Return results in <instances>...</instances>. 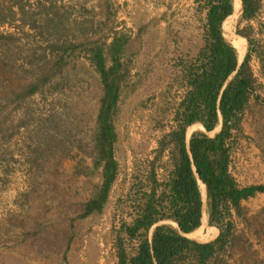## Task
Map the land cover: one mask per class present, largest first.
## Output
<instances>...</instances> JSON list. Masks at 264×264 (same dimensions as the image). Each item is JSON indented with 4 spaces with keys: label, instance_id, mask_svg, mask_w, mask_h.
<instances>
[{
    "label": "rangeland",
    "instance_id": "374dc122",
    "mask_svg": "<svg viewBox=\"0 0 264 264\" xmlns=\"http://www.w3.org/2000/svg\"><path fill=\"white\" fill-rule=\"evenodd\" d=\"M258 1L254 19H243L242 5L229 24L234 43L236 35L245 45L242 60L235 48L239 62L250 55L255 81L232 140L230 171L240 189L264 187V0ZM23 2L26 23L0 26V264H117L114 225L131 220L128 195L140 197V178L171 130L158 127L170 124L159 109L177 62L204 46L205 1ZM107 119L121 170L103 204L107 147L100 131ZM201 126L188 128V143L200 133L215 138L222 120L211 133ZM167 161L166 152L161 162ZM201 183L203 237L187 236L211 243L220 230L211 224ZM239 210L236 231L249 243H237L228 264H264V193L242 200Z\"/></svg>",
    "mask_w": 264,
    "mask_h": 264
},
{
    "label": "trees",
    "instance_id": "16d2710c",
    "mask_svg": "<svg viewBox=\"0 0 264 264\" xmlns=\"http://www.w3.org/2000/svg\"><path fill=\"white\" fill-rule=\"evenodd\" d=\"M23 1L0 0V26L12 25L17 18L23 25L26 23L30 12ZM204 1V46L196 57L186 56L177 62L175 77L162 99L164 107L159 109L161 119L170 117V124L160 123L158 127L171 125V130L160 141L146 176L140 178V197L133 200L128 195L133 201L132 212L127 214L131 220L122 219L120 228L116 223L113 228L117 235V264H228L229 252L237 243H249L244 233L236 231L233 210L240 211L241 201L257 191L264 193V187L240 189L230 166L234 130L248 107L255 81L250 55L240 64L235 48L225 38L224 30L234 17L233 0ZM239 2L241 8L243 5V19H254L260 10L259 1ZM242 41L235 35V43ZM221 120L222 130L215 138L200 133L187 142L188 128L202 124L201 128L211 133ZM100 133L104 136H100L103 151L107 147L102 187L105 204L121 169L115 159L117 141L111 119L106 120ZM166 152L168 161L162 163ZM159 163L161 166H157ZM200 182L207 188L211 224L220 230L211 243L187 237L204 221ZM122 201L117 202L115 222ZM165 221L175 223L176 228L158 225Z\"/></svg>",
    "mask_w": 264,
    "mask_h": 264
},
{
    "label": "bare ground",
    "instance_id": "6f19581e",
    "mask_svg": "<svg viewBox=\"0 0 264 264\" xmlns=\"http://www.w3.org/2000/svg\"><path fill=\"white\" fill-rule=\"evenodd\" d=\"M235 9H236V12L237 14H240L241 13V7H240V4H239V1L236 2V5H235ZM225 32V38L226 40L234 47L236 48L238 51H239V54H240V59L242 60L244 55H245V45L243 43H238V44H235L233 39H232V30H231V27L230 25H227V27L225 28L224 30ZM202 187V191L204 193V198H206V187L204 185H201ZM192 236L193 238H202V230L199 229L198 231L194 232L193 234L189 235V237Z\"/></svg>",
    "mask_w": 264,
    "mask_h": 264
},
{
    "label": "crops",
    "instance_id": "0c3cea01",
    "mask_svg": "<svg viewBox=\"0 0 264 264\" xmlns=\"http://www.w3.org/2000/svg\"><path fill=\"white\" fill-rule=\"evenodd\" d=\"M236 2H237V1H236ZM234 5H236V4H234ZM235 10H236V9H235V6H234V15H235ZM233 18H234V17H233Z\"/></svg>",
    "mask_w": 264,
    "mask_h": 264
},
{
    "label": "water",
    "instance_id": "95a60500",
    "mask_svg": "<svg viewBox=\"0 0 264 264\" xmlns=\"http://www.w3.org/2000/svg\"><path fill=\"white\" fill-rule=\"evenodd\" d=\"M188 237V236H187Z\"/></svg>",
    "mask_w": 264,
    "mask_h": 264
}]
</instances>
